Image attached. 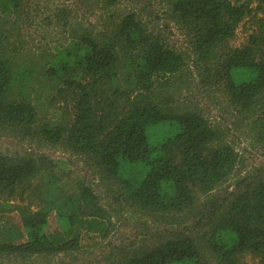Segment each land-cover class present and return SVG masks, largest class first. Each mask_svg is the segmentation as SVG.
<instances>
[{
  "label": "trees",
  "instance_id": "1",
  "mask_svg": "<svg viewBox=\"0 0 264 264\" xmlns=\"http://www.w3.org/2000/svg\"><path fill=\"white\" fill-rule=\"evenodd\" d=\"M88 1L111 12L120 2ZM256 1L264 11V0ZM168 2L172 18L189 37L198 76L223 81L230 104L250 121V129L264 126V30L213 66L217 49L252 8L231 0ZM18 6L17 0H0V13L7 17ZM107 14L101 31L70 29L69 43L57 49L45 71L46 87L62 84L59 91L75 102L71 121L65 114L38 123L32 102L14 98L32 89V70L20 72L0 48V129L83 157L99 179L116 187L123 203L154 219L202 217L208 226L203 246L222 264H264V178H243L216 205L214 193L233 174L239 156L201 112L176 102L175 76L183 70V54L149 32L137 13ZM55 176L44 157L0 154V195L16 192L23 199L29 190L39 197L35 209L16 207L22 228H0V259L52 257L78 249L82 233L106 236L108 212L92 189L79 182L67 193ZM193 188L206 196L203 203ZM51 212L61 231L47 233ZM200 249L197 237L177 232L109 264H205ZM246 256L252 261H243Z\"/></svg>",
  "mask_w": 264,
  "mask_h": 264
},
{
  "label": "rangeland",
  "instance_id": "2",
  "mask_svg": "<svg viewBox=\"0 0 264 264\" xmlns=\"http://www.w3.org/2000/svg\"><path fill=\"white\" fill-rule=\"evenodd\" d=\"M18 9L10 15L0 13L1 49L12 59L20 72L32 70V89L21 97L29 99L35 107L38 123L57 121L65 114L73 120L75 102L70 96L55 89L47 88L45 71L57 49L70 41V29L101 31L108 21V14L121 16L130 12L138 14L144 27L159 36L171 49L183 54L185 63L179 76H175L178 91L176 102L185 108L196 109L208 123L222 131V141L230 144L238 153L239 163L233 174L214 193L216 205L223 203L230 191H234L243 178L249 181L264 178V126L250 129L249 120L233 108L229 95L220 80L204 81L194 67V57L189 47L186 31L172 18L168 0H120L113 12L103 9L95 2L85 0H17ZM232 3H246L251 14L236 27L233 37L217 49L213 66H217L224 53L249 43L251 36H260L264 30L263 6L256 0H231ZM3 47V48H2ZM180 78L182 79L180 84ZM89 78L76 81L85 83ZM29 80V79H28ZM0 154L11 157H44L53 166L57 185L67 193L76 189V183L83 182L98 197L99 203L108 212L109 224L105 237L93 233H82L80 246L74 251L52 257H32L26 262L0 259V264H109L115 263L131 252L151 248L171 233H186L197 237L205 264H222L203 246V233L207 229L203 218H192L175 222L171 219H154L134 207L123 203L116 187L98 178L92 165L79 156L58 147L43 146L41 141L33 142L19 134L0 129ZM39 178L33 180L32 188ZM194 189L198 203L205 195ZM117 198L119 200H117ZM9 199V200H8ZM19 193L0 195V228L15 225L22 228L17 206L32 204L35 209L38 195L24 192L21 201ZM10 206L2 207V204ZM220 206V205H219ZM12 208V209H11ZM198 219V220H197ZM47 233L61 231L55 212H51L46 227ZM243 261L251 262L246 256Z\"/></svg>",
  "mask_w": 264,
  "mask_h": 264
}]
</instances>
